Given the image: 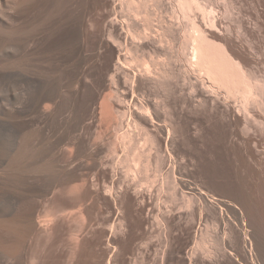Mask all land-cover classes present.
<instances>
[{
	"label": "rangeland",
	"instance_id": "374dc122",
	"mask_svg": "<svg viewBox=\"0 0 264 264\" xmlns=\"http://www.w3.org/2000/svg\"><path fill=\"white\" fill-rule=\"evenodd\" d=\"M43 1L45 0H33L35 4H40V3L42 4ZM47 1H48V5L46 7H43V12L41 14L43 23L37 28L35 27V24L32 25L33 31L31 33L30 39L22 44V46H24L23 54L21 55V52H18L20 57H22L23 59L21 75L0 76V92L6 95L9 91H12V89L16 88L17 83H19L18 90L21 91L23 96L21 102L15 103V108H13L11 105L12 109L10 108V106H8L9 109L6 108L7 110H5L4 108V103H11L9 102L11 100L9 101L4 100V102L0 103V124L8 125L14 128L15 126L17 127L20 126L21 124H23V122L33 121L35 123L34 126L32 127V132H31L33 135V139L30 142L29 141L25 142V144L23 145V152L20 157L23 163L29 165L23 167V169H20L17 175L19 178V184L22 186L24 193L25 211L28 213L32 212L34 214L35 223H36L35 227L24 241L23 251L26 257L25 264H191V263L192 264H245V263L264 264V249H260V247L264 248V244L262 245L263 243L262 240H264V230L262 229L264 228V221H262V219L264 220V202H263L264 188L261 187V184L264 185V180H263L264 179V175H263L264 174V137H262L264 136V130H262V127L254 126L255 128L253 127L251 129L252 131L250 130L248 133H245L246 134L245 136H247V138L252 136L251 138L253 139V141L251 145L255 147V149L257 150V155L255 156V158H250L247 150L248 145H246L244 138L236 133L235 131L236 128L234 127V124L232 122L233 119L230 115H228L229 117L227 116V114L225 116L223 115L221 110L219 111V109L217 108L213 109L210 106L207 107L199 106L200 108L199 107L198 108L201 109L202 107V110H199L197 107L193 108V106L190 107L189 109L188 106L189 105L191 106L193 104V102L191 103L189 102L190 99H188V101H186L187 103H185V105L187 104L188 105L183 107L185 101L183 100L184 99L183 96L184 94L187 93L186 84L188 83L187 82L188 80L185 81L180 79L178 82L181 81V83H177V86L176 85L174 86L176 88L172 89L173 91L174 90L175 91L170 92L167 95L169 99L167 96H164L165 98H163L164 100L166 99V97L168 99V100L166 99L165 100L166 102L165 101L164 102L167 103L168 101V103L166 104L168 105L167 109L169 110L171 109L170 110L171 112L173 111L172 112L173 116L171 115V117L173 118V119L171 118L172 121L171 123H173V126L176 127H174L175 132L173 131L174 133L172 134L171 141L169 143L170 146L168 145L167 147V149L170 152L168 151V154H165L167 157L168 156L169 157L168 158L165 157L166 161L163 165L164 171H161L165 178L167 172L171 170V169L169 170V168H172L174 166L173 167L174 169L172 168L173 169L172 171H175L173 172L175 175H173L172 178H174V176H176L177 178L175 177L176 179L174 178L172 180L174 181L176 180L175 181L176 184L178 181L177 184L178 186L176 185V187L179 188L176 190V192L178 191L179 193L176 195L178 196V198L176 197L175 200L179 198L180 199L176 201L178 202L177 204L174 201L173 202L171 200L169 201L168 199L169 194L167 193L168 190L167 188L169 187L167 184H163L164 188H166V185L167 188L163 189L161 193L157 190L159 186L163 183V181L161 183V180L164 179L162 174L160 175V177L158 176L157 183L158 182L159 183L157 184L155 182L156 184H154V186H151L152 191H150V183H144V181L140 179L143 177L141 174L140 175L142 177L139 175L136 179L137 181L139 180L138 182L133 180L132 176L126 174V168L120 162V159L125 155V146H123V144L120 143L119 141H118L119 143L115 142V140L113 139L114 126H112V124L117 121L119 122L121 120L119 116V110H120L119 108L122 109L124 105V108L129 109V107L131 106L130 102L132 101L131 98L133 99L135 96L131 87L129 89L127 85L126 86H124L123 84L118 85V91H119L118 94L123 95L124 92L128 94L127 95L128 97L126 98V101L128 102V103L126 102L127 104L125 103V101L124 102L122 101L123 103L121 106L118 104L114 105L118 108V111L117 109L111 107L109 114L97 115L96 118L101 128V129L99 128L98 130L103 131L105 138L103 142L97 143L99 145H95L97 147V148L94 147V149L96 148V151H94V149L93 150L87 149V147L84 146L86 145L84 140L85 129H83L82 126L84 125L85 120L88 121L91 108L94 107V104L97 99L102 98L103 100L104 98L103 96H105L106 94L109 95L112 92L111 89H106L103 92L101 91L102 89L98 86V81L103 75L102 67L104 66L103 64L105 63V59L103 58L105 57L106 54V48L98 44L97 41L98 37L97 38L95 37L96 42L95 41L93 42V40L88 41L87 38L84 36L82 30L83 29L82 21L84 19L89 20L91 18L98 17L99 9H98L97 0H47ZM224 1L227 3L225 4ZM250 1L251 0L235 1L234 3L235 5L236 4L237 5L235 9L233 8V11H235L236 13L233 12L235 14H233V16L231 17H227V18L224 17L225 24L226 23L230 24V22L232 24L235 20L237 21L238 18L236 17L237 16L239 17V14L237 15L238 10L236 8L239 7L242 8L243 6L245 9L244 8L242 9H244L243 11H245V13L253 14L254 11L253 9H251L252 7ZM163 2L166 5H164ZM163 2H162L163 8L161 7L159 10L162 11L163 13H165V11L169 12L167 10L168 9L171 10L172 3L170 4L169 2H172V0L171 1L163 0ZM213 2H215V4L218 3V5L220 4L219 8L221 9V11H223L225 10V6L229 5L228 2L230 1L213 0ZM152 3L153 2H151V4ZM119 7L120 6L118 5V8ZM152 7H153L152 10L156 9L154 3L152 4ZM120 8L118 9V20L122 23L123 22L127 23V16H125L120 12L121 11ZM38 9H39L38 5L35 8H32L31 9L32 14L35 15ZM160 11L157 10V12L159 13ZM171 12L172 11H170L169 14ZM167 14L165 13V16ZM254 15L255 14H253L252 16ZM169 17L171 18V14L169 15ZM169 17L167 18L170 19ZM250 34L248 36L249 38L252 35H254V34L251 35ZM16 38L17 36L11 38L3 37L2 41L7 45V47H11V46L13 47L15 46ZM251 39H254L253 41L257 42L256 45H258V43L260 44L258 45V47L255 45L257 48L263 46L261 45V42H263V40L262 39L260 40L259 36L257 35L252 36ZM128 40L130 43H127ZM130 40L132 41V39L130 37L128 38L126 35V43L132 46L133 42H131ZM259 40L260 42H258ZM145 43L147 44L146 41ZM17 45L20 46V42L17 41ZM175 46L178 47L179 45L176 44ZM122 53L127 56H132L134 55L135 51L131 49L129 50L123 49ZM3 57L4 56L2 55V58ZM5 64L6 62H4L2 66L4 67ZM132 65L126 64L128 68L133 67ZM178 65L179 67L182 65L181 68L182 67L184 68L185 66L184 62L183 64L182 62H179ZM262 67L264 69V66ZM262 67H260L259 71L260 70L262 71L261 69ZM133 69L134 67L131 68L130 70L133 71L134 73L137 72L135 69L134 70ZM1 72L2 74H4L6 71H1ZM134 73L132 74V76H134ZM143 88H145V86ZM182 88L184 89L182 91L183 95L182 93H180L181 91L178 92V90ZM145 89H144L146 91L145 93L147 95H151L152 98L156 95V93L157 94L159 93V91L156 90L155 88L151 89L149 87H146ZM33 94L42 98L43 96L48 97V100H44L43 102V106H44L43 113L41 115L37 114L35 119H33L32 117L33 114L31 111L32 108L31 99ZM184 97L187 96L185 95ZM7 99H9V97H7ZM173 100L176 102H174ZM128 104L129 106H127ZM195 108L197 109V111L199 110L200 117H199V112H196ZM193 111H195V113ZM215 111L217 114L214 113ZM214 114L218 119L214 116ZM203 115L204 117L207 115V117L204 118L202 117ZM174 116L177 118V120ZM211 117L214 120H212ZM259 117L263 118V116H260V114ZM184 118L186 119V122H183L185 120ZM206 120H208V122H206ZM125 121H127V119ZM155 123L156 124H154V126L156 125L155 126L156 128L152 126L151 130L153 132L154 131L158 132L160 125L163 122L160 123L158 122L159 128L157 127V122ZM222 123L223 124L226 123V124L223 125ZM199 124L202 127L199 126ZM124 125H125L124 127L127 128V122L124 123ZM203 127L204 128L207 127L206 131L204 130ZM153 128H155V130ZM181 129L183 131H181ZM197 130L198 132H196ZM159 132L160 134L166 133V132L164 133L161 132V129ZM174 134L177 136H175ZM35 135L39 139L38 145H36L35 143V139H34ZM164 135L167 136L166 134ZM164 135H162L163 138H165ZM195 135L196 137H192ZM184 136L185 137L187 136L186 137L187 140L185 139ZM203 136L206 138H203ZM189 139H191L192 141ZM8 140L10 141V143L17 142V145L20 146L19 138L15 134L9 136ZM136 143L137 146L140 148L146 147L144 149L145 151L147 149L149 151V149L151 148V147L147 148L150 145L148 144L145 145L146 143L144 144V140L142 139V136L138 138V141L136 140ZM170 147L174 149V152ZM174 147H176V149ZM167 149L166 146H163V150H162L163 153H167ZM176 151L177 153L175 154ZM169 153L171 155H169ZM150 154L153 155V156L150 155L151 161L149 160L151 162L150 169L152 170L148 172L149 175H152L154 174V172L155 173L157 172L155 171L157 167L155 150L151 149ZM41 155L47 158L51 162L52 167L50 168L49 172L40 173V171L36 168L35 160L37 159L38 156ZM112 156L113 157L115 156V158H113ZM112 158L114 161L112 160ZM186 161H188L189 164ZM116 165L118 167H116L115 170L112 167ZM151 166H153L154 169ZM35 169L37 171H35ZM63 169H68L69 171L76 173L77 176L71 179V181H69L68 183H65L64 187L63 186L61 187L59 186L58 182L61 179L59 178L60 177L59 175H61L59 173ZM178 169L180 170L178 171ZM113 171L116 172L113 173ZM97 172H99V174ZM82 174L83 176H81ZM96 174L99 176V179L101 178L100 179L101 181L104 179L107 183H111V179L117 176L119 182H118V188H115L114 191L115 196H112L111 198V196L104 195L101 192L104 196L103 197L101 196L102 194L100 195V193H98L99 191L98 189L101 188L98 186H94L95 188L90 187L91 190L89 189L90 191H88L87 195H85L86 196L85 199L83 196V200H82L83 202H81L80 200L82 199V197L80 196L85 192V188H84L85 186H83V180L86 178L88 179V177L85 178V176H89V178L92 179L93 177H95ZM114 174L115 176H113ZM40 177H43L41 181L39 180ZM81 177H83L84 179ZM179 178L180 179L184 178L182 179V181L184 182H182ZM247 179L248 182L246 184ZM181 182L183 184L185 183L186 186L185 184L184 185L181 184ZM193 182L197 185H195ZM189 183H192L193 186L196 187H190L192 185ZM179 184H181L182 186ZM200 185L202 188L200 187ZM82 186L84 190L82 189ZM137 188L138 190L140 189L143 192L139 190L141 192L139 193ZM190 188H192V190ZM195 188L196 189L199 188V190L196 191ZM208 188L212 190H209ZM43 189L44 191H42ZM193 189L195 190L193 191ZM93 190L98 194L95 193ZM117 191H119L118 192L119 194L118 193L116 194ZM198 191L200 192L199 195L202 194L201 191H205L206 193H208L207 196L203 194L204 197H208L209 194L211 196H209V199L208 198L204 199V197L201 195L200 198H198L197 196L199 200L198 203L197 198L194 197L196 194L198 195ZM91 192L92 193L94 192L93 194L95 195H93ZM191 192L192 194L190 195ZM135 193L137 195L139 194V196L135 195ZM180 193L183 194L181 195ZM66 194L69 197L71 196L70 199H72L71 200L72 205L70 204L71 207L69 205L67 209L70 208L69 210L74 211L76 215L75 214L70 215L71 212L69 210L65 211L68 214H66L65 212L63 213L60 212L61 214L68 215V217L65 216L66 221L64 220L63 222L62 221L63 216L61 215L62 217L60 216V218L56 216L55 210L57 209L56 204L58 203L57 199L59 200V196L61 197L62 195L63 197H65ZM186 194L189 197L193 195L192 196L193 200H195L196 203V206H191L190 204L193 201L191 200L192 199L191 198L190 204L188 205L193 207V209L187 205V207H189V208L186 207L187 209H189V210L186 209L187 211L184 210L185 208L184 209L182 208L186 206L185 202L187 204V201L183 203L181 202L182 198L179 197L180 195L182 197L183 195L186 196ZM213 194H216L215 197L217 196L216 197L217 199L213 196ZM245 194L249 195L248 196L249 198L252 197L253 201L255 200V202H258V204L255 203L257 204V207L250 206L248 201H246L247 199L245 200L247 196V195L245 196ZM237 196L239 197L238 200H237L238 198ZM184 197H183L184 200L187 199L186 197L185 198ZM219 197L220 199H218ZM113 198L114 201H112ZM202 198L203 201L201 202ZM204 200L207 202H205ZM219 200H221V202ZM210 201L212 202L215 201V204H217L218 206L217 205L214 206V203ZM229 201L233 202V204L236 203L237 207H239L238 210L237 207L233 205L231 206ZM200 202H201V206H197L200 204ZM208 202L212 203L213 206L212 204L211 206L215 208L210 209ZM180 203H182L185 206L181 205ZM204 203H206V205L209 207V210L211 211L210 213L207 212L208 207L204 205ZM239 203L241 204V206ZM193 204L194 203H192V205ZM168 206L174 209V211L175 209L178 211L182 208L183 209L182 212L180 211L179 212L180 214L181 213L184 214V216L180 215L178 212H177L178 215H176V213L173 212L171 214L172 216H170L171 219H168L169 218L168 215L170 214L164 215L167 213L166 212L167 210H165V208L169 209ZM205 206L206 208L204 209ZM83 207L85 208L83 209ZM198 207L199 209H202V213H200L201 210L200 211L199 209L197 210ZM261 208L262 210L260 212L259 209ZM161 209H163L164 211H161ZM190 209L194 210L195 213H196L195 210H197L198 215L195 214ZM190 212L191 214L192 212L195 214L193 217H195L197 221L193 220L195 218H193L192 220L197 223L196 225L195 223L193 224L191 220H189L192 218L191 214L189 215L191 217H187ZM199 213L201 216L199 215ZM117 214H118V225L115 226H118V229L116 228L117 229L116 230L117 233H116L114 224H117L116 223ZM72 215L75 216L70 218ZM161 215L164 216V219ZM156 216H159V218ZM178 216H182V217H178ZM258 217L261 218L259 219ZM69 218L70 220L68 221L67 219ZM172 218H174L175 220L174 219L172 220ZM237 218L241 220H238ZM158 219L160 222L161 221L162 222L161 223L157 222ZM178 219L181 220L179 221ZM185 221L188 222L187 223L188 226ZM108 224L110 226H108ZM217 224L219 226H217ZM249 224L251 226H249ZM193 225H195L196 227ZM257 227L260 229H258ZM210 231L212 232V234L209 233ZM205 232L209 233L211 236L212 235L214 236V238L212 236L213 238L212 241L213 243L217 244L218 246L217 249L214 246L215 244L210 242L211 239L209 238L211 236L207 237ZM202 234H204V237L201 236ZM114 235L116 236L114 237ZM247 235L248 237L250 236V238L252 237L251 235L253 236L256 235L258 239L256 237H253L254 239L251 238L250 240L246 238ZM205 237L208 238L207 240L205 239L207 241L206 244L208 245V240H209V244L211 243L209 245L210 250L212 251V253H214L213 255H215V257L212 254L210 255L211 257H209V253L204 252L201 249L200 251L199 248L195 249L197 251V253H195L196 255L195 254L191 255L192 252L194 253V248L198 247L197 243L201 241L199 240V238L203 239ZM113 238L118 241L117 242L118 244L116 245L117 247L113 245V247H111L113 249H110L109 252L107 253L108 251L107 245L108 247L110 246L109 245L111 242L110 240H112ZM255 239L257 240L256 241L257 243L254 242ZM214 240L216 241L214 242ZM177 246H179V248ZM257 246L260 250L257 248ZM249 247H251V251ZM180 248L183 250H181ZM212 248L216 249L217 252L215 250H212ZM252 253H254L256 256L252 255ZM188 254L190 255V257H188L189 256ZM202 254L204 256H202ZM252 257H254L253 258L254 260L252 259ZM210 259H212V261Z\"/></svg>",
	"mask_w": 264,
	"mask_h": 264
},
{
	"label": "bare ground",
	"instance_id": "6f19581e",
	"mask_svg": "<svg viewBox=\"0 0 264 264\" xmlns=\"http://www.w3.org/2000/svg\"><path fill=\"white\" fill-rule=\"evenodd\" d=\"M169 1H171V0H169ZM229 1H230V2H228L229 5L225 6V10L221 11V9L219 8L220 4L219 5H218V3L215 4V2H213V0H172V2H169L170 4L172 3V6H171L172 8H171V10H169V9L167 10L169 12L172 11L170 13L171 18L169 17V15H170L169 12L165 11L166 14L168 13L166 16L170 18V19H168L165 16V13H163L162 11L159 10L161 7L163 8L162 5L165 2V1L163 2V0H119V3H118V0H97L98 9H99L98 17L97 18H91L89 20L84 19L82 21L83 34L87 38V40L88 41L93 40V42H94L95 39L98 37V39H97L98 44L100 46H103L106 48V54H105V57L103 58V59H105V63L103 64L104 66L102 67L103 75L101 76V78L98 81V86L102 89L101 91H103V92L106 89L112 90V92L109 95L106 94L105 96H103L104 97L103 100H102V98H100V99H97L100 101H97V100H96V102L93 101V102H95V104L93 103L94 107H92L90 110V116L88 118V121L85 120V123H84V120H83L84 125L82 127H83V129H85L84 140H85V144H86L84 146L87 147V149L93 150L94 147H96L95 145H99L97 143L103 142L105 136H104V133L102 130H98L100 128V124L98 123V120L96 118L97 115L109 114L111 107L117 109V111H118V108L114 105L118 104L121 106L124 101H125V103L127 102L126 98L128 97L127 96L128 94L126 92H124L123 95L118 94V92H119L118 91V85H120V84H123L124 86L127 85L129 89L131 87L135 96L133 99L131 98L132 101L130 102L131 106L129 107V109L124 108V105H123L122 109L119 108L120 109L119 110V116H120L121 120L119 122L117 121V122L112 124V126H114L113 139L115 140V142L119 141L120 143L123 144V146H125V155H124V157H122L120 159V162L126 168V174L129 176H132V179L135 181H137L136 180L137 177L141 174L143 177L140 175L142 177L140 179L143 180L144 183H150V191H152L151 186H154V184L157 183L158 176L160 177V175L162 174L161 171H164L163 165L166 161L165 157H167L165 154H168L169 150L167 149V147L171 141L172 134L175 132L174 127H176V126H173V123H171L172 122L171 121V118H172L171 115H172L173 111L171 112L170 111L171 109L170 110L167 109L168 105H166V104L168 103V101H167V103H165L166 102L165 100L167 99V97H168L167 95L170 92L175 91V90L174 91L172 90V89L176 88L174 86L175 85L177 86V83H181V81L178 82L180 79L185 80V81L188 80L187 81L188 83L186 84L187 85V88H186L187 93L185 91L186 94H184V96L186 95L187 97L183 96L184 99L182 98L183 100H185L183 107L188 105V104L185 105V103H187L186 101H188V99H190L189 102L190 103L193 102V104L191 106L190 105L188 106L189 109L192 106H193V108L194 107L198 108L199 106H202V107L203 106L204 107L210 106L213 109L217 108V109H219V111L221 110V112L225 116H226V114H227V116L230 115L233 119V121L232 120H230V121L233 122L234 127L236 128V130H235L236 133L238 135H240L241 137H243L245 142H246V145H248L247 150H248V155L250 156V158H255V156L257 155V150L255 149V147H253L251 145L252 141H253V139L251 138L252 136L247 138V136H245L246 135L245 133H248L254 126L262 127V130H264V74H263L264 69L262 67V66H264V43H263L264 42V0H251L250 1L251 7H252L251 9H253V11H254L253 14H255L254 16H252L253 15L252 13L251 14L245 13V11H243L245 8L241 5L242 8H244V9H242L240 7L236 8L238 10L237 15L239 14V17L235 16L236 18H238L237 21L236 20L234 22L232 21L234 24L233 23L231 24V22H230V24L229 23L225 24L224 17L225 18L231 17V16H233V14L236 13L235 11H233V8L235 9L237 4L235 5L234 2L237 0H235V1L229 0ZM151 2L154 3V6L156 9L152 10V8H153L152 4L153 3L151 4ZM166 2H168V1H166ZM226 3L227 2H225V4ZM37 5H38L39 9L36 12V14L33 15L31 12V9L35 8ZM47 5H48L47 0L43 1L42 4L41 3L35 4L33 2V0H0V70L6 71L4 74H2V72L0 71V76H20L21 75L23 59H22V57H20L18 52H21V55L23 54L24 46H22V44L30 39L31 33L33 31L32 25L35 24V27L37 28L43 23V20L41 18V14L43 12V7H46ZM118 5L121 7V8L119 7L121 9L120 12L122 14H124L125 16H127V23H125V22L122 23L118 20V9H119ZM164 5H166V4L164 3ZM249 5H250V3H249ZM157 10L160 11V13L157 12ZM233 12H235V13H233ZM250 33L254 34L252 36L257 35V36H259L260 40L261 39L263 40V42H261V45H263L262 47L257 48L258 45H260V44L258 43V45H256L257 42L253 41L254 39H251L252 36L250 38L248 37ZM126 35L128 38L130 37L132 39V41L130 40L131 42H133L132 46H130V44L129 45L127 44V43H130L129 40L126 43ZM14 36H17V38L15 40V46L7 47V45L2 41V38L3 37L11 38ZM260 40L258 42H260ZM17 41L20 42V46L17 45ZM145 41L147 42V44L145 43ZM90 43H92V42H90ZM176 44H178L179 46L178 47L175 46ZM176 47H177V49H176ZM123 49H127V50L131 49V50H134L135 53L132 56H127V55L122 53ZM160 50H162V51H160ZM2 55L4 56L3 58H2ZM162 55H164V56H162ZM4 62H6V64L3 67L2 64ZM179 62H182V64L184 62V65H185L184 68L183 67L181 68L182 65L179 67V65H178ZM126 64H129V65L133 64L132 66L134 67V69L137 72L134 73L133 71H131L130 69L133 67L128 68L126 66ZM260 65H262V66H260ZM259 66L262 67L261 68L262 71L261 70L259 71V69H260ZM132 72L134 73V76H132V74H133ZM24 74H25V72H24ZM15 83H17V82H15ZM18 86H19V83H17L16 88L12 89V91H9L6 95H4L2 92H0V103L4 102V100H7V101L11 100V101H9L11 103H4L5 110H7L6 108L9 109L8 106H10L11 109H12V107L15 108V103L21 102V100L23 99L21 91L18 90L19 89ZM144 86H145V88L146 87H149L151 89L155 88L156 90L159 91V93L158 94L156 93V95L154 94L155 96L152 98L151 95H147L145 93L147 90L145 88H143ZM178 87H180V86H178ZM183 90L184 89L182 88V89L178 90V92L181 91L180 93H182V95H183V92H182ZM164 96H167L165 100L163 99V98H165ZM7 97H9V99H7ZM173 97H174V94H173ZM168 99H169V97H168ZM44 100H48V97L43 96V98H42V97H38L37 95H34V94L32 95L31 111L33 114V116H32L33 119H35L37 114L41 115L43 113V111H44L43 110L44 109V106H43ZM177 101H179V100H177ZM174 102H176V101H174ZM11 105H12V107H11ZM127 106H129V104ZM202 107H201V109H199L200 107L198 109L202 110ZM4 108H2V109H4ZM175 110H176V108H175ZM179 110H181V109H179ZM195 110H196V112H199V110L197 111L196 108H195ZM193 112L195 113V111H193ZM193 112H192V114H193ZM205 113H207V112H205ZM214 113L217 114L216 111ZM215 114H214V116H215ZM259 114H260V116H263V118L259 117ZM195 115H197V114H195ZM187 116H188V114H187ZM189 117H190V114H189ZM189 117H186V118H189ZM199 117H200V112H199ZM202 117H204V115ZM205 117H207V115ZM212 117H211V119H212ZM220 118H221V116H220ZM126 119H127V121H125ZM176 120H177V118H176ZM212 120H214V119H212ZM204 121H203V123H204ZM126 122H127V128L124 127L125 126L124 123H126ZM155 122H157L158 128H159L158 122L159 123L163 122L160 125L159 131L161 129V132H163V133L166 132L164 134H166L167 136H165L164 134H160L159 131H158L159 132L158 133L157 131L153 132L151 130L152 126H154V124H156ZM183 122H186V119ZM206 122H208V120H206ZM212 122H211V124H212ZM34 124L35 123L33 121L23 122V124H21L18 127L15 126L14 128L10 127L8 125L0 124V264H25L26 257H25V253L23 251L24 241L28 237L30 232L33 230V228L35 227V224H36L34 214L32 212L28 213L25 211L24 193H23L22 186L19 184V178L17 176L20 169H23V167L29 165V164L23 163V161L20 159V157H21V154L23 152V145L25 144V142L26 141L30 142L33 139V135L31 132H32V127L34 126ZM179 124H178V127H179ZM225 124H223V125H225ZM259 124H261V125H259ZM188 126H190V125H188ZM199 126H201V125L199 124ZM180 127H182V126H180ZM155 128H153V129L155 130ZM206 128H204L205 131H206ZM181 131H183V130L181 129ZM196 132H198V130ZM14 134L19 138L20 146L17 145V142L10 143V141L8 140V137L11 135H14ZM162 135H164L165 138H163ZM199 135H197V136H199ZM140 136H142V139L144 140V144L146 143L145 145H147V144L150 145L149 147H147V148L151 147L149 149V151H148V149L146 151L144 150L146 147L140 148L137 146L136 140L138 141V138H140ZM175 136H177V135H175ZM204 136H207V135H204ZM204 136H203V138H206ZM261 136H262V134H261ZM186 137H185V139L187 140ZM192 137H196V135L192 136ZM262 137H264V136H262ZM34 139H35L36 145H38L39 139L36 135L34 136ZM189 140H191V139H189ZM262 141H263V139H262ZM231 142H233V141H231ZM21 144H22V146H21ZM176 144H177V142H176ZM163 146H166L167 153H163V151H162ZM96 148L94 149V151H96ZM170 148L172 149V147H170ZM174 148L176 149V147H174ZM140 149H142V150H140ZM151 149L155 150V155H156L155 157H156V161H157V163H156L157 167H156L155 171H157V172L156 173L154 172V174L149 175L148 171L152 170V169H150V164H151L150 155L152 154V153L150 154ZM172 150L174 152V149H172ZM242 151H243V149H242ZM176 153H177V151L175 152V154ZM238 154H240V153H238ZM169 155H171V154L169 153ZM240 155H242V154H240ZM151 156H153V155H151ZM246 157H248V156H246ZM113 158H115V156ZM113 158H112V160H113ZM172 158H174V157H172ZM184 158H185V156H184ZM179 159H180V157H179ZM171 160H173V159H171ZM174 161H175V159H174ZM239 161H240V159H239ZM186 162L188 163V161H186ZM112 163H114V162H112ZM240 164H241V162H240ZM35 165H36V168L40 171V173L49 172L50 168L52 167L51 162L47 158L43 157L42 155L37 157V159L35 160ZM116 167H118V166L116 165V166H113L112 168L115 169ZM151 167L153 168V166H151ZM172 168H169V170L170 169L171 170L167 172L165 178H164V175L162 174L164 179L161 180V183H162V181H163V183L162 184L160 183L161 185L159 186V188L157 190L161 193L163 191V189L167 188V185H168V187H169V188H167L168 189L167 193L169 194L168 199H169V201L171 200L172 202L173 201L176 202L180 199L179 198V199L175 200L176 197L178 198V196H176V195L179 192L178 191L176 192V190L179 188L176 187V185L178 184V181L176 184V182H175L176 180L175 181L172 180L176 177V176H174V178H172V176L175 175L173 173L175 171H172L174 168L173 169ZM192 169H194V168H192ZM179 170L180 169H178V171ZM261 170H262V168H261ZM35 171H37V170L35 169ZM253 171H254V169H253ZM256 171H257V169H256ZM115 172L116 171H113V173H115ZM158 172H159V175H158ZM97 173L99 174V172H97ZM113 173H111V174H113ZM191 173H192V171H191ZM254 173H255V171H254ZM59 174H61V175H59L60 176L59 178H61V179L59 180V178H58L59 182H58V180H57V182H58L59 186H61V187L62 186L64 187L65 183H68L69 181H71V179H73L75 176H77L76 173L71 172L68 169L61 170ZM81 176H83V174ZM113 176H115V174ZM86 177H88L89 180ZM81 178H83V177H81ZM85 178L86 179L83 178L85 180V181L83 180V186H85L84 187L85 192L83 193L84 195L82 194L80 196V197H82V199L80 200L81 202H83L82 201L83 196L85 199V197H86L85 195H87L88 191L91 190L90 187H94V186H98L101 188V189L97 188L100 191V192L98 191V193H100V195L103 193L104 195L111 196V198H112V196H115L114 191H115V188H118V182H119L117 176L112 178L113 180L111 179V183H107L104 179L101 181L100 180L101 178L99 179V176L97 174L92 179H90L89 176H85ZM42 179H43V177L39 178L40 181ZM182 179H184V178H182ZM182 179H180V180L182 181ZM122 181H121V183H122ZM182 182H184V181H182ZM182 182H181V184H183ZM247 182H248V179L246 180V184H247ZM141 183H142V181H141ZM163 184H167L166 188H164ZM181 184H179V185H181ZM189 184L192 185L190 187H196V186H193L192 183H189ZM195 185H197V184H195ZM83 186H82V189H83ZM185 186H186V184H185ZM263 186L264 185L261 184L262 188H264ZM41 187H43V186H41ZM57 187H58V185H57ZM137 187H139V186H137ZM200 187H201V185H200ZM94 188H92V189H94ZM153 189H154V187H153ZM190 189L192 190V188H190ZM195 189H193V191ZM137 190H138V188H137ZM197 190H199V188L196 189V191ZM209 190H212V189H209ZM241 190H244V189H241ZM42 191H44V189ZM140 191H142V190H140ZM140 191H139V193H141ZM118 192L119 191H117L116 194ZM247 192H248V190H247ZM95 193H97V192H95ZM160 193H159V195H160ZM199 193L200 192L198 191V195L196 194L194 197L197 198V196H198V198H200V195L203 196V194H204L207 196V194H208L205 191H201L202 194H200V195H199ZM103 194L101 196H103ZM187 194H186V196L189 195V194L188 195ZM191 194H192V192L190 193V195ZM193 194H195V193H193ZM248 194H249V192H248ZM66 195H65V197H63L62 195H61V197L59 196V200L57 199L58 203L56 202L57 203L56 204L57 209L55 210L56 216H58L59 218L61 215L63 216V217L61 216L63 222H64V220L66 221L65 216L68 217V215H66L68 213L65 211L70 209V208L69 209H67V208L72 203L71 202L72 199H70L71 196L69 197L67 195V197H69V198H67ZM93 195H95V194H93ZM135 195H137V194L135 193ZM181 195L179 197H181L182 200H184L183 197L185 195H183V197ZM215 195L216 194H213L214 197H215ZM246 195L247 194H245V196ZM116 196H118V195H116ZM137 196H139V194ZM192 196H190V197L188 196L189 198L186 197L187 199H185L184 201L181 200V202H183V203L185 201H187V204L185 202L186 206L183 205L182 203H180L181 205L185 206V207H182L183 209L185 208L184 210H186L189 207L193 209V207H191V206H196L195 200H193ZM209 196H211V195L209 194ZM209 196L208 197L203 196V197H204V199L205 198L209 199ZM248 196L249 195L246 196L245 200L247 199L246 201H248L250 206L257 207L258 202H255V200L253 201L252 197L249 198ZM254 197H255V194H254ZM198 198H197V202L199 201ZM78 199H79V197H78ZM190 199L193 200L191 202V204H190ZM208 199H206V200H208ZM218 199H220V197ZM238 199H239V197L237 198V200ZM104 200H106V199H104ZM210 200H212V199H210ZM77 201H75V202H77ZM112 201H114V198L112 199ZM202 201H203V198L201 199V202ZM219 201L221 202V200H219ZM201 202L197 206H201ZM205 202H207V201H205ZM210 202H212V201H210ZM177 203L178 202H176V204ZM192 203H194V204L192 205ZM212 203H214V206L217 205V204H215V201ZM212 203H209L210 209L215 208V207H212L213 206ZM216 203H217V201H216ZM255 203H257V204H255ZM158 204H160V203H158ZM188 204H190L191 206H189ZM211 204H212V206H211ZM220 204H222V203H220ZM223 204H225V203H223ZM230 204H231V206L233 205V206L237 207L236 203L233 204V202H230ZM71 205H70V207H71ZM112 205H114V204H112ZM187 205L189 207H187ZM204 205H206V203H204ZM242 205H244V204H242ZM206 206L204 207V209L206 208ZM240 206H241V204H240ZM209 207L207 208L208 213L211 212L209 210ZM84 208L85 207H83V209ZM130 208H132V207H130ZM168 208L169 209L165 208V210H167L166 211L167 213L164 214V215L170 214V215H168L169 216L168 219H171L170 216H172L171 214L173 212L176 213V215H178L177 212L180 214V212H182V210H183L182 208L181 209L179 208L180 210L177 211L175 209V211H176L175 212L174 209H172L171 207L168 206ZM238 208L239 207H237V210H238ZM136 209H138V208H136ZM177 209H178V207H177ZM192 209H190V210H192ZM198 209H199V207L197 208V210ZM79 210H80V208H79ZM130 210H132V209H130ZM187 210H189V209H187ZM197 210H195L196 213L194 212V210H192V211L195 214H197L198 213ZM200 210H201L200 213H202V209H199V211ZM259 210L261 212L262 208ZM69 211L71 212V213L69 212L70 215L75 214L74 211H72V210H69ZM114 211H116V210H114ZM161 211H164V210L161 209ZM60 212L61 213L65 212L66 214H61ZM193 212H192V214L190 212L187 217H191V216H189L191 214L192 218L189 220H191L192 223L193 224L195 223V225H196L197 223L193 221V220H196V218L193 217L195 215ZM200 213H199V215H200ZM180 215L184 216V214H182V213ZM74 216L72 215L70 218H72ZM182 216H178V217H182ZM156 217L159 218V216H156ZM162 217L164 219V216H162ZM173 217H174V215H173ZM70 218L67 220L69 221ZM166 218H165V220H166ZM193 218H195V219H193ZM204 218H205V216H204ZM155 219H157V218H155ZM173 219L174 218H172V220ZM198 220H200V219H198ZM238 220H241V219H238ZM248 220H250V219H248ZM262 221H264V220L262 219ZM157 222H160L159 219L157 220ZM183 222H184V220H183ZM116 223L117 224H114V226L118 225V214H117ZM187 223L188 222H186V224ZM240 223H241V221H240ZM260 223H261V221H260ZM242 224H243V222H242ZM195 225H193V226H195ZM108 226H110V225L108 224ZM187 226H188V224H187ZM217 226H219V225L217 224ZM249 226H251V225L249 224ZM112 227H113V225H112ZM122 227H121V229H122ZM175 227H177V226H175ZM253 227H255V226H253ZM258 227H259V224H258ZM116 228L118 229V226H115V232L117 230ZM189 228H190V226H189ZM258 229H260V228H258ZM262 229L264 230V228H262ZM194 230H193V232H194ZM115 232H113V233H115ZM209 233L212 234L211 231ZM209 233H206L207 237L211 236ZM207 234H209V235H207ZM244 234H245V232H244ZM115 236L116 235H114V237ZM201 236L204 237V234H202ZM201 236H200V238H201ZM212 236L209 238V239H211V241H210L211 243H213L212 239L214 238V236H213V238H212ZM251 236H252L251 238L256 237V235L255 236L251 235ZM200 238H199V240H201V241L199 243H197L198 247L194 248V253L192 252L191 255L192 254L194 255L195 253H197V251L195 249L199 248V250L201 249L204 252L209 253V257H211L210 255L214 254L210 250L209 245L211 243L209 244V240H208V245H207L206 240L208 238H206V237L203 239H200ZM226 238H228V237H226ZM246 238L251 240L250 236L248 237V235ZM256 238L258 239V237H256ZM110 241H109L110 246L108 247V245H107V249H108L107 253L109 252L110 249H113V248H111V247H113V245L116 246L118 244L117 243L118 241L114 238ZM215 241L216 240H214V242ZM252 241H254V240H252ZM256 241L257 240L255 239L254 242L257 243ZM262 242H263L262 243V245H263L264 240H262ZM197 244H196V246H197ZM213 244H215L214 246L217 249L218 248L217 244L216 243H213ZM244 245H245V242H244ZM177 247L179 248V246H177ZM259 247H260V245H259ZM249 248L251 251V247H249ZM257 248H258V246H257ZM216 249L212 248V250H215V251H216ZM219 249H220V247H219ZM260 249H264V248L260 247ZM102 250H103V248H102ZM181 250H183V249H181ZM175 251H173V252H175ZM204 252H202V253H204ZM185 253H186V251H185ZM246 253H248V252H246ZM254 253H256V252H254ZM254 253H252V255H255ZM206 255H205V257H206ZM202 256H204V255L202 254ZM213 256L215 257V255H213ZM188 257H190V255ZM253 258L254 257H252V259ZM206 259H207V257H206ZM248 259H249V257H248ZM210 260L212 261V259H210ZM213 261H214V259H213ZM190 262H191V259H190ZM162 263H163V261H162Z\"/></svg>",
	"mask_w": 264,
	"mask_h": 264
}]
</instances>
